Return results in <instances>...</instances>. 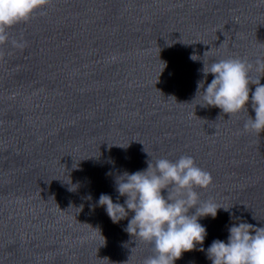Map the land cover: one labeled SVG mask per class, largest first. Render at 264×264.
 <instances>
[{
  "label": "water",
  "instance_id": "obj_1",
  "mask_svg": "<svg viewBox=\"0 0 264 264\" xmlns=\"http://www.w3.org/2000/svg\"><path fill=\"white\" fill-rule=\"evenodd\" d=\"M8 32L0 264H143L152 246L124 231L131 214L113 224L96 202L117 201L106 173L144 170L149 159L187 155L210 173L200 201L233 215L199 221L205 251L237 218L264 226V132L244 130L246 112L229 118L191 104L213 59L243 58L264 84V0H49ZM175 264L210 262L193 250Z\"/></svg>",
  "mask_w": 264,
  "mask_h": 264
},
{
  "label": "clouds",
  "instance_id": "obj_2",
  "mask_svg": "<svg viewBox=\"0 0 264 264\" xmlns=\"http://www.w3.org/2000/svg\"><path fill=\"white\" fill-rule=\"evenodd\" d=\"M48 2L0 0V46L9 42L8 29L27 21ZM11 44L24 47L16 40ZM190 59L198 60L196 55ZM252 67L239 57L213 59L207 65L203 62L200 70L203 78L197 81L191 104L199 101L195 106L217 108L229 118L246 112L244 130L259 136L264 132V84L260 83L261 76L251 78ZM258 70L264 71V61L259 62ZM209 75L212 79L206 84ZM250 86H254V91ZM249 106L254 117L248 114ZM109 163L114 166L115 162L109 160ZM146 163L144 170L133 173H106V176L114 175L117 201L101 194L96 202L113 224H119L131 214L124 231L135 242L152 246L153 255L143 264H175L184 253L193 250L204 252L210 264H264V226L256 227L239 218L228 227L226 241L213 240L205 251L207 230L199 221L205 217L215 219L220 210L228 212L231 220L233 213L231 208L226 210L213 201H200L197 189H207L212 178L191 156L181 155L175 160L160 158L154 162L149 159ZM77 187L78 183L68 190L75 191ZM120 197L124 198L122 204ZM100 236L105 244V238L101 233Z\"/></svg>",
  "mask_w": 264,
  "mask_h": 264
}]
</instances>
